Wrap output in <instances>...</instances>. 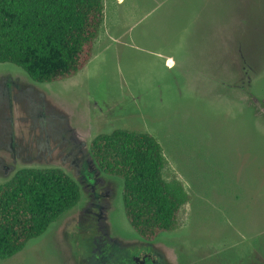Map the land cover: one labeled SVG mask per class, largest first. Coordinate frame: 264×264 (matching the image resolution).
<instances>
[{"label":"rangeland","instance_id":"374dc122","mask_svg":"<svg viewBox=\"0 0 264 264\" xmlns=\"http://www.w3.org/2000/svg\"><path fill=\"white\" fill-rule=\"evenodd\" d=\"M104 5L76 77L38 84L0 64V184L57 167L82 190L76 208L0 264H264V0ZM118 128L154 135L166 178L191 195L180 227L154 242L130 228L123 182L90 153L96 135Z\"/></svg>","mask_w":264,"mask_h":264},{"label":"trees","instance_id":"16d2710c","mask_svg":"<svg viewBox=\"0 0 264 264\" xmlns=\"http://www.w3.org/2000/svg\"><path fill=\"white\" fill-rule=\"evenodd\" d=\"M104 1L0 0V64L20 68L38 84L76 77L93 56ZM90 153L104 175L123 182L124 214L136 235L154 242L180 227L191 195L180 178H166L168 162L154 135L114 129L96 135ZM81 200L79 183L65 170L19 169L0 184V260L23 251Z\"/></svg>","mask_w":264,"mask_h":264},{"label":"flooded vegetation","instance_id":"af4514ba","mask_svg":"<svg viewBox=\"0 0 264 264\" xmlns=\"http://www.w3.org/2000/svg\"><path fill=\"white\" fill-rule=\"evenodd\" d=\"M152 264H160V263H159V262H156V263H155V260H153V263H152Z\"/></svg>","mask_w":264,"mask_h":264}]
</instances>
